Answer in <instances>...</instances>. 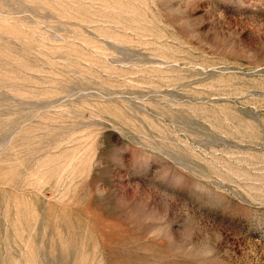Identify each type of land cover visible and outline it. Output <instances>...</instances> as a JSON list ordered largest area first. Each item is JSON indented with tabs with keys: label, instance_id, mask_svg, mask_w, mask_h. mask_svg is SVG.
I'll list each match as a JSON object with an SVG mask.
<instances>
[{
	"label": "rangeland",
	"instance_id": "obj_1",
	"mask_svg": "<svg viewBox=\"0 0 264 264\" xmlns=\"http://www.w3.org/2000/svg\"><path fill=\"white\" fill-rule=\"evenodd\" d=\"M0 264H264V0H0Z\"/></svg>",
	"mask_w": 264,
	"mask_h": 264
}]
</instances>
